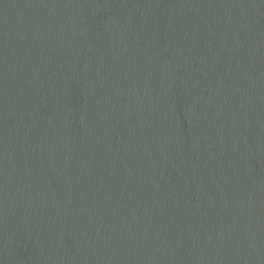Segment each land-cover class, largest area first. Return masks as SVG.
Returning <instances> with one entry per match:
<instances>
[{
    "label": "water",
    "instance_id": "obj_1",
    "mask_svg": "<svg viewBox=\"0 0 264 264\" xmlns=\"http://www.w3.org/2000/svg\"><path fill=\"white\" fill-rule=\"evenodd\" d=\"M0 264H264V0H0Z\"/></svg>",
    "mask_w": 264,
    "mask_h": 264
}]
</instances>
